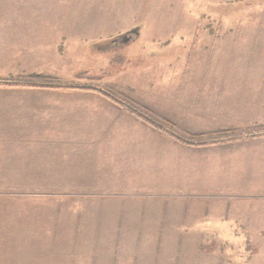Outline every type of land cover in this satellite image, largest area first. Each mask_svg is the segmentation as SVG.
<instances>
[{
    "label": "rangeland",
    "instance_id": "1",
    "mask_svg": "<svg viewBox=\"0 0 264 264\" xmlns=\"http://www.w3.org/2000/svg\"><path fill=\"white\" fill-rule=\"evenodd\" d=\"M16 12L26 17L0 18V23L9 22L16 29L13 38L41 35L42 52L53 57L57 53V61L53 58L46 75L63 84L100 88L118 102L94 92L59 95L51 106L65 108L40 114L43 120L63 123L62 119L56 121V116L68 108L66 118L74 122L69 126L73 131L62 132V136H68L71 146L59 150L62 155L54 154L57 151L43 155L41 162L61 163L63 158L66 165L77 168L84 163L80 160L99 156L95 143L101 129L107 140L118 135V139L128 141L141 136L135 131L137 125L155 133L160 141L169 139L186 149L185 156L179 150L170 155L186 158L187 178L169 180L166 186L161 181V186H153V192L147 191L148 199L155 197L161 209L171 207L170 211L138 212L139 224L131 220L128 225L125 212H113L116 199L104 202L113 203L112 207L106 205L105 212L95 211L100 181L21 179L15 176L53 173L33 170L36 164L31 161L37 159L23 154L21 148L14 150L16 154L0 156L5 165H0V175L11 176L0 179V264H84L79 256L89 253L91 239L99 238L115 243L100 249L98 264H264V158L257 156L252 162L246 156V152H264V143L251 142L258 138L251 137L190 146L176 142L169 134L184 139L200 135L206 140L217 132L247 135L264 127V123L225 125L193 133L187 130L192 126L186 128L179 121L188 116L178 117L173 111L179 106L189 107L184 102L195 95L197 100L188 102L201 110V100L207 95L209 102L220 95L237 97L235 104L227 101L221 107L235 110L242 107V95H264L259 79L246 84L231 72L238 66V53L255 51V39L260 36L243 30L264 28V0H0V15ZM29 14L37 17L32 19ZM25 28L37 32H23ZM125 35L131 37L127 43H123ZM210 68L224 73L219 75V82L202 76ZM178 95L184 99L175 98ZM127 106L166 131L158 132L138 121L125 109ZM36 116L29 115L26 124L34 122ZM12 125H16L14 131L20 127L15 122ZM106 150L108 162L120 156L122 149L117 153H109L110 148L103 152ZM135 158L133 154L132 167L144 166ZM146 166L148 170L131 174L151 181L170 169L179 170L155 159ZM77 170L67 172L79 173ZM99 214L108 227L103 233L96 231L102 225L95 218ZM86 216L88 220L83 221ZM68 252L71 259H66Z\"/></svg>",
    "mask_w": 264,
    "mask_h": 264
},
{
    "label": "crops",
    "instance_id": "2",
    "mask_svg": "<svg viewBox=\"0 0 264 264\" xmlns=\"http://www.w3.org/2000/svg\"><path fill=\"white\" fill-rule=\"evenodd\" d=\"M29 16L32 17V19L37 17V15L30 14ZM24 17H26L25 13L22 14L17 12L7 13V15H0L1 19L6 20H18L23 19ZM14 29L15 28H12L9 22L0 23V78L4 79L15 75L49 72L48 70L52 69L51 67L54 64L53 60L55 59V63L57 61V53H55L53 57V55L51 54L47 53L48 55H45L42 52L44 45L41 35L37 36L35 34L36 37L28 39H22L23 37L14 39ZM22 31L35 33V31L37 32V29L34 31L31 28H25ZM39 31L41 32V30ZM243 31H249L250 35L253 34L257 37H260L258 39H255V48L252 49L255 51L250 54H237L238 59L235 60H238V66L237 68H234V72H231L233 76L241 78L243 83H252V81H256L257 79H259L257 81L264 85V53H261L264 47V39L261 38L264 36V28L252 30L245 29ZM252 31L254 33H252ZM204 75H206L207 79L213 78L214 82H219V75L222 77L224 73H220L218 69L217 71H213V69L210 68L208 73L204 71L202 76ZM59 95L76 96L89 94L84 92H70L65 94L54 91H44L36 89L31 90L29 88L6 89L0 87V156L8 155L11 153L16 154V151L14 150H18L19 148H21L24 151L23 154L34 156L37 159L36 161H31L32 163L36 164V167H34L33 170H38V172H43L42 170H49V172L47 173H53L51 175L43 176L21 175L15 177H20L21 179H96L97 181H100V183L98 184V188L96 189V191L100 193H95L96 195L98 194L97 197L99 198V201L96 203L97 206L95 205V211L98 213H101L103 211L105 212L106 205H109L108 207H112L113 203L109 202L110 204H106L104 202L108 203V201H114V199H116V203L115 205H113V212H118L119 214L125 212L127 215H125L123 218L128 221V225L129 221L131 220L135 221L134 223H138L141 216H137L138 212H156L157 210L170 211L172 209L171 207L165 210L164 207L161 209V205L155 201V197L153 199H148L146 197V195H148L147 191L152 189L151 192H153V189H156L153 186H156L157 184L161 186V181H163V186H166V182L169 180H179L187 178V176L184 174L186 171L185 168L187 167L186 158L182 155H173V157L172 155H170L171 151L176 154V152L179 150L180 152H184L183 155L185 156L186 149L181 148L178 144L170 141L169 139L160 141L155 138V133L148 131L140 126L135 125V131L141 134V136L133 137V139L128 141H122L121 139H118L120 137L118 135H114V140H110V138L107 140L104 130L101 129L102 134L100 135V139L98 143H95L99 149L96 154H98L99 156H93L90 158L87 157V159L85 160H80L84 163L82 164V166H79L77 168L66 165L63 158L61 160V163L56 162V160H48L46 163L40 161L43 155L51 156L50 154H53L54 151H57L54 154H60L59 150H65L71 146L70 141L67 139L68 136H62V132L67 133L69 131H73V127L69 126L74 122H72V119L67 120L66 118L68 114V108L65 110L64 114H60L62 116H56V121H60V119H62L61 121H63V123H51L48 120H43V115L40 114V112L43 110L48 111L51 109L53 111L54 109L57 112V110H59L61 107L64 109L65 106L62 105H58L57 108H52L51 106V102L53 101V103L56 104L55 99ZM182 96L184 95H178L175 98L181 101L184 99L182 98ZM197 96L198 95H195L196 99L192 97L187 100L186 98L187 101L184 103L189 107L179 106L173 110L175 111V113H178V117L188 116L184 120L179 119V121H182L185 124L186 128L188 125L192 126L188 127L189 129L187 130H190L193 133L194 131L205 130V128L208 130H217L220 126L225 125L239 127L240 125H248L251 123H264V95H242L240 98L242 100H239L242 101V104L240 103V106L242 107L238 110H235V107H232L231 109L221 108L223 107L222 105H225L227 101L236 103L237 97H232V95H220L221 97L219 99H212L210 102L208 100L211 97L208 98V95H205V99L201 100V104L204 105V108H202L201 110L196 107L194 103H192L193 107L198 108L194 109L191 106V102L188 101L197 100ZM218 101L221 103V106H219L220 103H218ZM35 114H37L38 116L33 118L34 122L30 121L26 124V120L28 119L29 115ZM38 120L39 122H35ZM13 122L20 125L19 129H17L16 131H14V126L16 125H12ZM105 132H107V128L105 129ZM128 136H130L129 133ZM157 137L159 136L157 135ZM263 138L264 137L251 139V142H256L257 144L261 145L264 143ZM107 148L111 149L109 153H117L118 150L122 149L121 155L118 157H114V159H110L107 162V150L105 151V153L103 152V149ZM133 154H135L137 156V159L140 160L139 164L142 163V165L144 166H141L139 168L132 167V165L134 164L131 162ZM138 155L140 156V158H138ZM246 156H249V159L253 162L257 160V156L260 159H263L264 152H254L251 154L246 152ZM137 159L135 158V160ZM154 159L156 160V162H163L164 166L173 164L172 167H178L179 170L170 171V169L168 174L164 173V175L152 177V182L146 179H141L140 176L138 177L135 175L134 177L131 174L135 170H148V167L146 165L154 163ZM165 161L166 163H164ZM56 163L58 164L53 165ZM42 164L45 167L40 166ZM0 165L5 166L3 162H0ZM102 165H105L107 167H103ZM164 166H161L159 168H165ZM169 167L171 168V166ZM70 169H78L80 171L79 173H77L76 171L67 172ZM81 170H83V172H81ZM9 178H11L10 175H0V179ZM106 180L108 181L107 184ZM104 186H107L108 189H101V187ZM124 197L128 198L129 200L123 201L122 198ZM143 197H145L146 199ZM107 198L108 200L106 201ZM142 200L147 201L142 202ZM87 211H89V209H87ZM102 216L103 215L99 214L95 217L96 220L102 221V223H99V225L102 224L100 226L101 228H98L96 230L100 233L105 232V230L108 228L107 225L103 223L104 221L103 219H101ZM148 217L151 216H147L146 219ZM86 220H88L87 216L83 221ZM90 220L92 219L90 218ZM95 224L96 226L98 225L97 223ZM125 225H127V222ZM108 243L113 244L115 243V241L112 240ZM108 243H104L100 238L91 239V247H89V253L84 252L85 255H80L79 258L86 261L84 264H98L97 259L101 257L99 255L101 253L100 249H104L105 244ZM88 244H85V246H83V251L87 248ZM66 256H68L66 257V259H71L69 252ZM101 259H103V257Z\"/></svg>",
    "mask_w": 264,
    "mask_h": 264
},
{
    "label": "trees",
    "instance_id": "3",
    "mask_svg": "<svg viewBox=\"0 0 264 264\" xmlns=\"http://www.w3.org/2000/svg\"><path fill=\"white\" fill-rule=\"evenodd\" d=\"M0 87L2 88H39V89H46V90H54V91H82V92H94L102 95L103 97H108L109 95L107 92L100 88L91 87V86H84V85H76L74 83L71 84H63L58 81L53 76L46 75L45 73H33L27 76H18V77H8L6 79H0ZM110 100L118 103L113 98L108 97ZM125 109L129 112V114L137 119L138 121L142 122L143 124L151 127L153 130L158 132L164 133V130L160 125L156 124L154 121L149 119L143 114L136 112L134 109L130 107H125ZM260 132H253L247 135H236V133H229L226 132H217L215 134L208 135L209 139H203L202 136L197 135L193 136L191 139H184L173 133L170 134L176 142L183 144V145H190V146H205V145H214L221 142L227 141H235L241 140L243 138H251V137H259L264 136V127H260Z\"/></svg>",
    "mask_w": 264,
    "mask_h": 264
},
{
    "label": "water",
    "instance_id": "4",
    "mask_svg": "<svg viewBox=\"0 0 264 264\" xmlns=\"http://www.w3.org/2000/svg\"><path fill=\"white\" fill-rule=\"evenodd\" d=\"M135 35H136V32L134 33ZM130 35H125L124 37H123V43H127V42H129L130 41Z\"/></svg>",
    "mask_w": 264,
    "mask_h": 264
}]
</instances>
